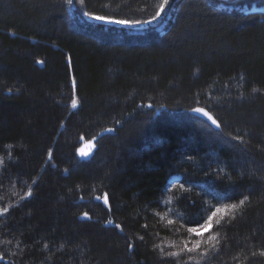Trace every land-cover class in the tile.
Listing matches in <instances>:
<instances>
[{"label":"trees","instance_id":"trees-1","mask_svg":"<svg viewBox=\"0 0 264 264\" xmlns=\"http://www.w3.org/2000/svg\"><path fill=\"white\" fill-rule=\"evenodd\" d=\"M162 3L0 0V264H264V11Z\"/></svg>","mask_w":264,"mask_h":264},{"label":"rangeland","instance_id":"rangeland-1","mask_svg":"<svg viewBox=\"0 0 264 264\" xmlns=\"http://www.w3.org/2000/svg\"><path fill=\"white\" fill-rule=\"evenodd\" d=\"M74 0H71V2H73ZM223 3L221 4V6H225V5H227V6H229V7H236L237 6V8L239 9V10H242V12L243 13H246V12H258V13H260V12H262V11H264V7H262V6H257V5H254V6H252V7H250V8H248L246 5H240L239 6V2H240V0H221ZM107 16H111V17H114L113 16V14H106ZM93 17V16H92ZM92 17H90V21H94V22H100V23H105V24H107V25H110L111 23H106V22H102V21H98V20H95V19H92ZM149 24H151V23H143V24H141V23H138V24H129V25H122V24H115V23H113V25H115V26H117V27H125V28H132V29H134L135 31H138V30H140V31H143V30H145L147 27H148V25ZM118 39H120V38H118ZM196 114H199V115H203L202 113H200V112H196V111H194ZM85 154V153H84ZM181 179V177L179 176V175H174V176H172L169 180H168V183H167V187H166V191H165V200H164V205L166 204H170L171 203V199H170V197H169V193H171V191L176 187V185H178L179 184V180ZM169 206V205H168ZM216 210H218L217 208L215 209V211ZM215 213V212H214ZM213 216V215H212ZM209 222V218L208 219H206V220H204V221H201V223H199V224H196V225H194V226H191L190 228H189V230H191V229H196L197 231H192L194 234H196V235H202V234H205V233H207L209 230H210V228H205L204 227V225L205 224H207Z\"/></svg>","mask_w":264,"mask_h":264},{"label":"snow or ice","instance_id":"snow-or-ice-1","mask_svg":"<svg viewBox=\"0 0 264 264\" xmlns=\"http://www.w3.org/2000/svg\"><path fill=\"white\" fill-rule=\"evenodd\" d=\"M69 2H71V0H69ZM168 3V0H163V3L160 5V10L157 11L156 15L153 16V19H156L157 16L160 15V11H163L164 9V5H166ZM92 19L98 20V21H102V22H106V23H115V24H122V25H129V24H138V23H150V21H127V20H116V19H112V18H108V17H104V16H93ZM73 87H75V81L73 80ZM72 107L75 108L77 107V102L75 99L72 100ZM194 111L196 112H200L203 115L207 116L209 120L212 121L213 124H215L217 127H219L220 125L217 123L216 120H214L211 116L208 115L207 112H204L203 109H194ZM0 163H2V161H0ZM31 193H29L30 195ZM247 199V197L245 198ZM105 202L107 203V199L105 200ZM241 204L244 203L243 200L240 201ZM237 206L236 205H231V208L235 209ZM4 211H7V209H5ZM219 211V209L217 210ZM2 214V213H0ZM215 215V213H213V216ZM211 217H209V222L207 224L204 225V227L210 228L211 227ZM190 231H197L196 229H191ZM189 251H191V249H189ZM175 255V254H173ZM0 259H2V257H0Z\"/></svg>","mask_w":264,"mask_h":264}]
</instances>
